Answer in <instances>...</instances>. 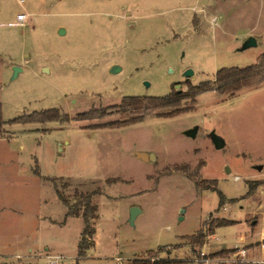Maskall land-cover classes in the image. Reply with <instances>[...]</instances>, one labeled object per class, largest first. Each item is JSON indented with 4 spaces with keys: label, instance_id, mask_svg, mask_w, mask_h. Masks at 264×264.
<instances>
[{
    "label": "rangeland",
    "instance_id": "obj_1",
    "mask_svg": "<svg viewBox=\"0 0 264 264\" xmlns=\"http://www.w3.org/2000/svg\"><path fill=\"white\" fill-rule=\"evenodd\" d=\"M22 1L0 0V177L14 181L9 214L24 222L40 211L63 221L55 185L70 206L75 192H96L95 235L78 260L80 218L42 229L31 253L19 225L0 242L8 255L0 264H16L14 256L44 264V248L62 256L61 264L262 260L234 257V247L264 232V82L231 96L206 91L195 101L189 90L212 82L220 69L256 63L264 50V0ZM21 13L29 16L24 26H10ZM249 37L258 45L239 51ZM112 66L119 71L110 74ZM13 67L21 72L12 80ZM174 92L180 97L173 106L134 124L136 115L117 107L125 97ZM50 115L57 120L47 121ZM194 128L195 138L187 137ZM212 133L223 149L214 148ZM210 188L221 192L222 206ZM132 208L139 213L130 225ZM220 220L234 223L209 235L205 224ZM199 231L207 237L193 252L189 237Z\"/></svg>",
    "mask_w": 264,
    "mask_h": 264
},
{
    "label": "trees",
    "instance_id": "obj_2",
    "mask_svg": "<svg viewBox=\"0 0 264 264\" xmlns=\"http://www.w3.org/2000/svg\"><path fill=\"white\" fill-rule=\"evenodd\" d=\"M264 82V51L259 55L255 64L246 68H223L216 72L214 80L212 82L202 83L199 85L192 86L189 90L190 98L195 101V98L206 91H214L219 95H233L234 93L240 91L243 88H251L260 85ZM180 97L179 92H174L169 96L161 98L153 97H125L117 106L122 113L135 114L136 117L133 118L130 124H134L142 121V117L161 107H171ZM175 99V100H174ZM47 121L57 120L53 116H48ZM19 119V118H18ZM12 123H18L17 119L12 120ZM30 122H23L20 124H27ZM4 122L2 120L1 105H0V135L2 134ZM123 125H111L110 128H119ZM127 126V125H126ZM37 174V172H35ZM216 183V182H215ZM212 189V192L218 194L219 207L224 204V197L217 189ZM54 191L59 199V201L64 205L67 210L68 216L81 217L84 227L80 234V240L77 245V259H82L85 257L86 252L93 246V237L95 235V229L93 227V220L96 219V206L92 203V196L96 192L90 194H79L75 192L76 197L79 199L70 206L68 198L61 194L57 188L54 186ZM234 222L220 220L217 222H212L209 225L205 224L204 227H208V234L213 235L215 229L232 225ZM207 233L199 231L195 235L189 237L191 243V249L202 248L204 245ZM195 247V248H194ZM194 252V250H193ZM235 250H228L227 253H234ZM220 252L219 254H223ZM130 264H178L173 260H157L151 262L149 259H135Z\"/></svg>",
    "mask_w": 264,
    "mask_h": 264
},
{
    "label": "crops",
    "instance_id": "obj_3",
    "mask_svg": "<svg viewBox=\"0 0 264 264\" xmlns=\"http://www.w3.org/2000/svg\"><path fill=\"white\" fill-rule=\"evenodd\" d=\"M261 39V42L264 41L263 37L258 36ZM257 37V38H258ZM259 40H256V43ZM258 45V43H257ZM264 51V50H263ZM14 181L13 179H9L8 177H0V242L3 243V239L5 237V233L7 232H13L16 227L19 225L23 226L25 229H27V237L24 243V246H27V252L31 253L33 250V247L36 246L35 243L39 242L40 233L42 232V229H45L46 227H52L55 225L63 226L67 221L72 220V218L75 219H81V217H74V216H68V210L67 208L62 205L64 210H62V216L63 221H58L56 219H53L51 217H48L45 213L39 212H31L29 217L22 222V220L14 219L9 214L11 212H14L15 203H14ZM55 193V191H54ZM56 196V194H55ZM57 198V196H56ZM59 201V199L57 198ZM44 201V198H41V196L38 197L39 204ZM60 202V201H59ZM61 203V202H60ZM62 204V203H61ZM9 214V216H8ZM82 220V219H81ZM83 229V228H82ZM82 231V230H81ZM81 234V233H80ZM214 236V235H213ZM262 239L255 241V243H247L246 238H240V243H242L241 247H234L237 249V253H239L240 250H243L246 255H254L255 257L253 259H259L261 258L262 252L260 250V244L264 241V232L261 235ZM80 240V237L78 239V242ZM78 245V243H77ZM1 248V244H0ZM47 248H44V251L47 252ZM236 253V254H237ZM0 256L2 257H8V255H4L0 253ZM257 256V257H256Z\"/></svg>",
    "mask_w": 264,
    "mask_h": 264
},
{
    "label": "water",
    "instance_id": "obj_4",
    "mask_svg": "<svg viewBox=\"0 0 264 264\" xmlns=\"http://www.w3.org/2000/svg\"><path fill=\"white\" fill-rule=\"evenodd\" d=\"M59 35H63L64 34V30L63 29H60L59 32H58ZM257 46V43H256V39L254 37H249L247 38L242 46L239 48V51H244V50H247L249 48H252V47H256ZM119 67L118 66H112L110 68V74H115L119 71ZM12 80L15 79L18 74L21 72V69L18 68V67H13L12 69ZM192 75V71L191 70H187L185 72V78L186 79H189V77ZM145 86L148 87V84L145 83ZM196 133H197V128H194V129H190L188 131L185 132V135L189 138H195L196 136ZM211 141H212V144L214 146V148L216 150H221L224 148L225 146V142L223 141V139H221L219 136H217L215 133H212L211 134ZM137 157L138 159L144 161V162H152V161H155V158L152 154H149L148 156H146V154L144 153H138L137 154ZM257 169H260L261 167H256ZM229 169L226 168V173L229 174ZM139 213V210L136 209V208H132L131 211H130V214H129V224L130 225H133L134 223V219L136 218V215Z\"/></svg>",
    "mask_w": 264,
    "mask_h": 264
},
{
    "label": "built area",
    "instance_id": "obj_5",
    "mask_svg": "<svg viewBox=\"0 0 264 264\" xmlns=\"http://www.w3.org/2000/svg\"><path fill=\"white\" fill-rule=\"evenodd\" d=\"M18 3L20 5H22L23 1L22 0H18ZM27 18H29L28 14L25 13H21L18 14L16 16L15 22L13 24H9L10 26H17V27H23ZM239 178L235 177L234 180L237 181ZM260 250L262 252V260L257 261V260H253L252 263L253 264H262L264 263V243L262 242L260 245ZM234 257H241L244 258L246 257V253L243 250H240L239 253L234 254ZM43 259L45 260L44 264H61L63 258L60 255H52L49 254L48 252L43 254ZM14 260L17 262L16 264H23L21 262V256H14Z\"/></svg>",
    "mask_w": 264,
    "mask_h": 264
}]
</instances>
